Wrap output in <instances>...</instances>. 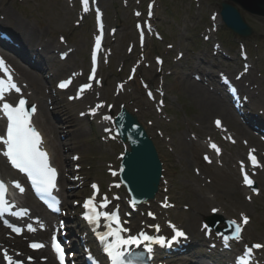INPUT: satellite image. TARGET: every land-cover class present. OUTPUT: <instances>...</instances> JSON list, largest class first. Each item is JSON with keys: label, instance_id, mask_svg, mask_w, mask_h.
<instances>
[{"label": "rangeland", "instance_id": "1", "mask_svg": "<svg viewBox=\"0 0 264 264\" xmlns=\"http://www.w3.org/2000/svg\"><path fill=\"white\" fill-rule=\"evenodd\" d=\"M131 1L128 0V7H132V4H134ZM198 1L197 4H192L189 0H159L160 7L155 22L162 29L165 43L174 45V51L168 52L167 64L164 69V75L171 74L165 76L166 111L164 110V115L156 116L151 104L148 108L146 107L147 115L143 113L146 111L144 106L147 105V101L141 93L139 94L140 90L134 93L133 97H131L132 90L130 89L126 91L125 96H121L117 100H114L111 96L114 82L126 76L128 56L127 54L125 56L123 51L127 41L132 39L134 34L131 29L132 19L129 10L123 8L125 0H102L101 6L105 8L108 26H118L120 29L116 34V40L114 42L109 40L114 52L108 67L101 66V76L104 82L101 94L106 100L114 103L115 109L122 100H127L131 105V107L126 105L128 106L127 109L137 112L139 120L149 131L148 134L156 145L159 159L165 167L171 200L177 202L180 206L178 210L170 212L173 219L178 222L186 220V217L191 216L194 210L193 204L197 202L199 213L193 216L192 228L194 233H198L199 221L208 214L210 207L223 208L225 212L234 217L239 209H244V213L252 217L250 228L246 232V237L249 238L247 239L260 240L264 234V195L261 199H255L253 205H247L237 190L238 178L233 169V160L229 159V152L226 155L227 164L213 173L209 168H203L199 154L188 144L190 143L189 136L191 133L197 132L202 138L209 134L211 132V120L214 116H218L215 112L204 114L200 99H197L189 89L188 81L192 82L190 74L196 73V69L199 72L200 70L204 71V68L208 71L216 67L226 70L233 69L234 71L241 69L240 64L232 63L229 65L223 59L219 60L212 57L213 53L210 46L204 44L201 40L204 32L200 33V28L208 25V15L219 11L220 3L224 0ZM0 5L1 8L4 7L15 18L32 28V37H21L13 31L15 28L14 21L12 19L9 21L10 30L30 50L34 45L44 44L45 40H48V44L51 46L52 43H58V36H64L76 49V59L68 63L67 69H72L74 66L78 68L81 63L87 64V58L85 59V57H87L90 42V22L75 28L73 24L75 17L70 9L68 10L64 0H23L21 4L18 0H0ZM240 13L243 20L253 29L252 36L244 42L250 53L251 62L255 67L253 76L257 79L255 84H257L259 91V96H257L259 99L257 100L264 102V17L257 18L241 10ZM218 36L213 37V39L222 43L225 54L228 53L236 59V45L241 40L240 37L229 33L224 27L218 32ZM164 45L163 43H154L150 54L157 52L164 55ZM150 46L148 43L147 51H149ZM175 48L176 51L184 53V56L183 59L174 63L171 58L175 56ZM40 54L44 57L49 56V52L45 48L40 51ZM51 58L54 59L55 57L51 56ZM121 65L124 66L122 73L117 74ZM211 65L212 67H210ZM213 72H216V70ZM146 73L150 76L151 72L148 70ZM213 80L215 79L213 78ZM93 96L90 99L91 102L94 99ZM65 106L73 114L76 113L75 106H69L67 103ZM46 110L47 112L51 111L58 124L61 125L60 135L68 138L70 130L66 127L63 129L66 117L64 118L62 114L57 112L58 110L53 109V106H48ZM261 111H264V109H261ZM164 117L169 122H166L163 119ZM145 120L149 121L150 124V121H152V126L146 125ZM225 120L230 129L239 131L237 129L240 126L239 120L236 117ZM205 126L209 127V130H205ZM75 129L90 130V133L83 137L81 145L84 156L82 162L83 173L89 178L99 180L101 186L106 187L104 179L106 168L102 164L115 163L116 154L121 152L120 147L103 145L99 140L100 133L94 127L88 126L87 121L79 120ZM242 129L246 134L239 133L238 138L250 137L259 149L264 150L262 142L257 139L254 140L247 129ZM71 153L70 151L67 153L68 160ZM194 167L203 172L202 179L194 176L192 173ZM205 179L210 183L205 182ZM259 184L261 185L262 182ZM203 197L206 202L202 203L201 198ZM183 206H189L190 208L188 211H184ZM197 237H200V234Z\"/></svg>", "mask_w": 264, "mask_h": 264}, {"label": "snow or ice", "instance_id": "2", "mask_svg": "<svg viewBox=\"0 0 264 264\" xmlns=\"http://www.w3.org/2000/svg\"><path fill=\"white\" fill-rule=\"evenodd\" d=\"M85 5V11H87L88 0H83ZM100 47V38L97 37L96 40V48ZM93 61L95 62V55L93 56ZM4 67V62L0 60V68ZM95 69L93 68V73ZM93 77H89L92 79ZM8 89L19 92L17 86L11 82V76H8ZM69 82H62L59 87L65 88ZM90 85H85L84 88H88ZM84 88H81V93L84 91ZM151 95V93H149ZM5 96V88L3 85V81H0V101L4 100ZM26 101L24 99H20L18 103L13 106L7 102L0 103V114H2L7 120V128L6 134L4 136H0V144L4 146L3 155L7 158L9 163L13 168L19 170L20 172L25 173L32 181L33 185H35L40 191L45 193H50L51 190L55 187L56 180V170L49 165L48 155L44 151L40 149L41 137L39 133L31 126L30 123V115L35 111L34 106L31 111L26 110ZM97 107H102L98 105ZM92 114H95V109L92 110ZM104 119H108V117H104ZM217 127H220V122L216 121ZM215 148V145H212ZM217 153H219V149H215ZM205 160H208V157L205 156ZM249 160L251 164L255 167L257 166V159L251 153L249 154ZM243 172V168L241 169ZM115 175V173H113ZM243 182L245 185L251 188L253 181L249 179L248 175L245 174L243 178ZM21 192H23V188L17 183L14 185ZM94 194L93 197L85 202L84 207L89 209L92 212V215H86L85 219L89 220L90 223L98 222V220L103 216L106 220L111 223L117 224V229L115 231H110L108 233L109 236L114 237V242L111 244H107L105 246V253L109 257L111 264H123L122 256L123 252L120 250L122 246L128 245H138L141 240L147 242V250L151 252V246L153 244H158L160 246H171V244L177 241L178 238L184 237V233L179 231L173 227L174 235L171 240H165L164 237H152L145 235L143 233L140 234L139 237H130L128 239H123L119 235L121 231H125L119 227V219L116 212L111 214L108 213H100L96 211V205L94 203L95 193L98 191L96 185H92ZM255 191V189H252ZM5 192V185L3 182H0V214L5 210L6 202L3 199ZM135 202H133L134 204ZM107 206V199L105 198L104 202L100 204V207ZM215 211V210H214ZM149 215H152L149 213ZM243 224L248 223L247 217H242ZM6 226L7 222L5 221ZM230 224L234 226V232L231 239L239 241L241 236L242 228L240 225H237L235 221H230ZM156 231H159V226H155ZM207 227V226H205ZM29 230L32 231L29 226ZM13 232L19 233V229L13 227ZM99 239L103 242L104 237L101 236ZM225 246H228L229 237H223ZM33 249H39L43 247L41 244L33 243L30 245ZM53 250L56 252V255L60 261V264H64L63 251L60 246L56 243L55 237L53 238L52 243ZM264 248V245L254 244L251 248H246V255L250 254L253 249H261ZM5 259L8 257L5 255ZM31 259V258H29ZM11 264V262H9Z\"/></svg>", "mask_w": 264, "mask_h": 264}, {"label": "bare ground", "instance_id": "3", "mask_svg": "<svg viewBox=\"0 0 264 264\" xmlns=\"http://www.w3.org/2000/svg\"><path fill=\"white\" fill-rule=\"evenodd\" d=\"M0 18L1 21H3V23L6 21L8 22L9 19H12L14 21L15 24V28L13 29V31L17 32V34L21 37H32L33 36V30L29 25H25V23H23L21 20L15 18L13 16V14L11 12L6 11L5 9H0ZM64 51H60L59 53H62ZM57 53V55L59 54ZM76 59V55H71L68 57L67 62L69 61H74ZM53 61L55 62V64L57 65V69L63 71V69L66 68L67 62L62 63V62H58L55 61L53 59ZM18 71L20 72L22 78L24 80H26V82L29 85V88L33 91V95L31 97L32 102H36L39 105V112L37 113V116L35 118V123L36 125L40 128L44 139H45V143L46 145L50 148L51 153H52V159L55 165L58 166L59 171L61 173L66 172L68 169V162L65 160L66 159V154L64 153V150L66 151L68 149V146L66 147V142H61L59 139L60 136V126L58 124H56L54 122V120L51 117V114L49 112H47L46 108V104H45V99L46 97L43 96L42 93V88H44L45 86H47L49 79L46 78V75L43 73L41 74H34L31 71L27 70L25 67H23L22 65H18L15 64ZM206 77H208V75H206ZM212 74L209 75L208 78H211ZM247 82H255V78L253 77L252 73L249 72V74L245 77ZM24 82V81H22ZM188 85H189V89L192 93H194L195 97L198 99H200V103H201V107L203 108L202 111H204V114H208V113H218L220 115H222L223 117H225L226 119H230L232 117V112L228 109L225 101L221 98H218L215 94L209 93L207 92L204 87H202L201 85H199L198 83H193L188 81ZM249 95H254L255 93L254 91H248ZM45 98V99H44ZM54 105H58L60 107L61 103L59 102H55ZM253 105L257 106V107H264V102L261 100H257L255 99L253 101ZM61 112H63L67 117H66V126L68 129H70V134H69V142H67V145L71 146L74 150L75 153H81L83 152L82 149V141H83V137L86 134H89L88 129H79L76 130L75 127L77 125V120L76 117L71 114V113H67L65 112L66 110L64 108L60 109ZM240 131H242L241 128H239ZM48 135H51L54 138V142H46V139L48 138ZM197 150H199L201 148V146L197 145L196 146ZM81 151V152H80ZM3 163L0 159V171H2L3 168ZM61 176V174H60ZM61 185H63V179H61ZM205 200L202 199L201 202L203 203ZM25 203L28 205L30 204L29 200H26ZM68 202L66 201V204ZM33 205V204H32ZM194 206V210L189 216V222L192 224V221L194 219L193 216H195V214L199 213V209H198V204L197 202L193 204ZM37 210L39 211L40 209L37 208ZM35 214L39 213L37 211H34ZM187 229L189 230V232L193 233L192 230V225L188 224ZM2 229L0 228V233ZM36 237H38V234L35 235ZM0 264H1V260H0ZM47 264H53L52 260H48Z\"/></svg>", "mask_w": 264, "mask_h": 264}, {"label": "water", "instance_id": "4", "mask_svg": "<svg viewBox=\"0 0 264 264\" xmlns=\"http://www.w3.org/2000/svg\"><path fill=\"white\" fill-rule=\"evenodd\" d=\"M244 10L251 13L264 15V0H230ZM221 17L225 25L233 32L247 37L251 30L242 21L237 9L231 5L222 4ZM118 124H123L129 129V135L126 138L131 146V152L125 158V178L132 184L135 191L140 194L147 193L153 184L157 174V164L148 163V158L153 159L154 154L148 146L142 141L137 131L134 132V121L130 116L125 115L124 119L119 120Z\"/></svg>", "mask_w": 264, "mask_h": 264}]
</instances>
